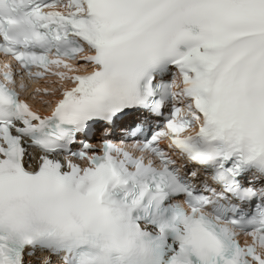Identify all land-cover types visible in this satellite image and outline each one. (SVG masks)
Returning <instances> with one entry per match:
<instances>
[{
	"label": "snow or ice",
	"instance_id": "1",
	"mask_svg": "<svg viewBox=\"0 0 264 264\" xmlns=\"http://www.w3.org/2000/svg\"><path fill=\"white\" fill-rule=\"evenodd\" d=\"M0 58V264H264V0H0Z\"/></svg>",
	"mask_w": 264,
	"mask_h": 264
}]
</instances>
